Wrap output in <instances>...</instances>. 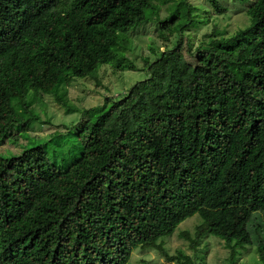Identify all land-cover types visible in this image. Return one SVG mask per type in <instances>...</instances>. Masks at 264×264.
<instances>
[{"label":"trees","instance_id":"obj_1","mask_svg":"<svg viewBox=\"0 0 264 264\" xmlns=\"http://www.w3.org/2000/svg\"><path fill=\"white\" fill-rule=\"evenodd\" d=\"M235 1L245 23L232 34L214 25L193 53L213 57L218 74L187 61L181 35L194 22L176 23L177 10L158 24L176 45L144 58L146 78L119 100L83 113L92 119L74 127L70 162L42 145L0 155V264H127L137 248L190 264L158 241L194 215L182 234L192 250L214 236L229 264L244 246L264 264V224L252 219L264 212V0ZM158 3L0 0V145L22 140L41 95L65 106L74 79L102 65L138 71L122 36Z\"/></svg>","mask_w":264,"mask_h":264},{"label":"rangeland","instance_id":"obj_2","mask_svg":"<svg viewBox=\"0 0 264 264\" xmlns=\"http://www.w3.org/2000/svg\"><path fill=\"white\" fill-rule=\"evenodd\" d=\"M212 1L217 2L227 12L223 15L215 14ZM157 8L147 11L148 21L139 27L132 29L128 34L122 36L127 40V52L125 56L132 60L138 71L125 70L113 72L112 65H102L94 77L75 78L71 86L67 88V99L65 106L57 105L52 97L41 95V100H37L34 105V114L37 120L30 124L28 132L22 135V140L17 144L4 142L0 145V155L10 157L20 155L26 145H42L47 151L48 158L57 165L63 162H70L74 152H69L71 140L74 138V127L83 119V113L94 108H101L107 103L119 100L136 82L146 78V73L142 70L144 58L154 61L160 52L169 50L176 45L179 36L173 34L165 42L158 37L161 21L167 20L178 10L180 20L176 23L183 24V19L189 16L193 20V27L184 32V46L187 42L191 44L192 54L183 50L187 61L197 70L218 74L220 70L216 60L208 55L193 54L199 47L202 36L208 33L214 25L226 28L232 34L245 23L242 12L245 6L240 5L235 0H159ZM192 9V12H190ZM199 22H202L200 24ZM186 48V47H185ZM109 99V101H107ZM65 107L72 109V112H65ZM92 117L89 118L91 120ZM15 133V132H14ZM260 218L264 224V212L253 215L252 219ZM200 222L197 215L186 219L170 235L159 239L164 250L171 256L181 253L187 256L190 264H229V252L224 248L223 242L214 236L203 239L200 245L192 250L187 239L183 238V233H193L194 227ZM255 223V220L252 221ZM250 221V226L252 224ZM251 228V227H250ZM235 264H262L258 259L255 247L244 246L237 249ZM177 264L167 262L155 250H134L127 264Z\"/></svg>","mask_w":264,"mask_h":264}]
</instances>
